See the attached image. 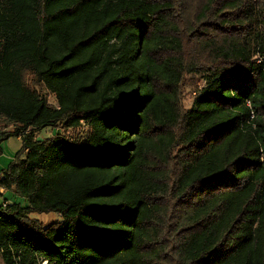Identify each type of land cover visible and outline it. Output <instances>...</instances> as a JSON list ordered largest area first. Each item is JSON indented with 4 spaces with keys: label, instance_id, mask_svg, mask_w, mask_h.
<instances>
[{
    "label": "trees",
    "instance_id": "1",
    "mask_svg": "<svg viewBox=\"0 0 264 264\" xmlns=\"http://www.w3.org/2000/svg\"><path fill=\"white\" fill-rule=\"evenodd\" d=\"M10 138L2 264H264V0H0Z\"/></svg>",
    "mask_w": 264,
    "mask_h": 264
},
{
    "label": "rangeland",
    "instance_id": "2",
    "mask_svg": "<svg viewBox=\"0 0 264 264\" xmlns=\"http://www.w3.org/2000/svg\"><path fill=\"white\" fill-rule=\"evenodd\" d=\"M204 86H205V79L201 77L200 75L192 73V74H188L185 76L184 83L182 86V103L186 110H188L191 107L193 103V98L198 93V91H200ZM48 102L51 104L53 103L52 97H48ZM49 132H50L49 129H45L38 134V137L43 139L45 137H49L50 135H53L52 132L50 133ZM8 142L10 144H14L15 138H10ZM16 146L17 145H15V147ZM32 215H34V217H31V218L29 217L30 219L37 220L41 224H43L45 217L48 215H51V213L50 214H40V215L32 214ZM54 219H58V218H54ZM51 222H55V221L51 219L50 223ZM0 264H2L1 258H0Z\"/></svg>",
    "mask_w": 264,
    "mask_h": 264
},
{
    "label": "crops",
    "instance_id": "3",
    "mask_svg": "<svg viewBox=\"0 0 264 264\" xmlns=\"http://www.w3.org/2000/svg\"><path fill=\"white\" fill-rule=\"evenodd\" d=\"M8 140L1 144L0 172L7 168V166L12 162L15 154L19 151L21 147L20 138H15L14 144H10ZM15 145L17 146L15 147ZM9 204H18L21 207H27V203L24 200L15 197L10 192H6L3 189H0V206ZM29 217H34V215L31 214ZM51 219L57 221L59 220V216L57 214L48 215L45 217L43 224H50Z\"/></svg>",
    "mask_w": 264,
    "mask_h": 264
}]
</instances>
